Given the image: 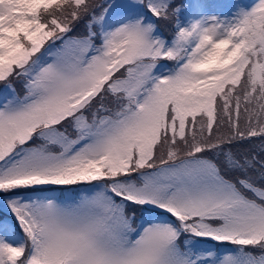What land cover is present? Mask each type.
Returning a JSON list of instances; mask_svg holds the SVG:
<instances>
[{"label":"snow or ice","instance_id":"1","mask_svg":"<svg viewBox=\"0 0 264 264\" xmlns=\"http://www.w3.org/2000/svg\"><path fill=\"white\" fill-rule=\"evenodd\" d=\"M0 202V264H264V0H0Z\"/></svg>","mask_w":264,"mask_h":264},{"label":"rangeland","instance_id":"2","mask_svg":"<svg viewBox=\"0 0 264 264\" xmlns=\"http://www.w3.org/2000/svg\"><path fill=\"white\" fill-rule=\"evenodd\" d=\"M241 2L243 3H247L246 0H241ZM252 2V1H251ZM250 2V3H251ZM0 210H3L7 215L3 214V217L0 218V219H8L9 221H12L11 217H10V214L7 212V210L4 208V205L2 202H0ZM14 223V221H12ZM17 231H19V229H17ZM202 243L204 244H207V245H210V243H207L206 241H202Z\"/></svg>","mask_w":264,"mask_h":264}]
</instances>
